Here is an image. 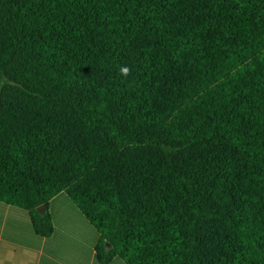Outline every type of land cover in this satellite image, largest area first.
I'll use <instances>...</instances> for the list:
<instances>
[{
  "label": "trees",
  "instance_id": "trees-1",
  "mask_svg": "<svg viewBox=\"0 0 264 264\" xmlns=\"http://www.w3.org/2000/svg\"><path fill=\"white\" fill-rule=\"evenodd\" d=\"M60 193L102 264H264V0H0V201Z\"/></svg>",
  "mask_w": 264,
  "mask_h": 264
},
{
  "label": "crops",
  "instance_id": "crops-1",
  "mask_svg": "<svg viewBox=\"0 0 264 264\" xmlns=\"http://www.w3.org/2000/svg\"><path fill=\"white\" fill-rule=\"evenodd\" d=\"M46 209L54 226L50 237L36 233L27 211L0 201V264H102L96 258L101 235L67 194Z\"/></svg>",
  "mask_w": 264,
  "mask_h": 264
},
{
  "label": "clouds",
  "instance_id": "clouds-1",
  "mask_svg": "<svg viewBox=\"0 0 264 264\" xmlns=\"http://www.w3.org/2000/svg\"><path fill=\"white\" fill-rule=\"evenodd\" d=\"M120 72L124 75V76H128L130 74V69L127 66H122L120 68Z\"/></svg>",
  "mask_w": 264,
  "mask_h": 264
},
{
  "label": "water",
  "instance_id": "water-1",
  "mask_svg": "<svg viewBox=\"0 0 264 264\" xmlns=\"http://www.w3.org/2000/svg\"><path fill=\"white\" fill-rule=\"evenodd\" d=\"M45 211H46V206H45V205H42V206H40V207L38 208V212H39L40 214H44Z\"/></svg>",
  "mask_w": 264,
  "mask_h": 264
}]
</instances>
